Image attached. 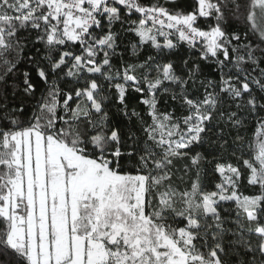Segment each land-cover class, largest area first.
Returning <instances> with one entry per match:
<instances>
[{
  "label": "snow or ice",
  "instance_id": "obj_1",
  "mask_svg": "<svg viewBox=\"0 0 264 264\" xmlns=\"http://www.w3.org/2000/svg\"><path fill=\"white\" fill-rule=\"evenodd\" d=\"M0 264H264V0H0Z\"/></svg>",
  "mask_w": 264,
  "mask_h": 264
}]
</instances>
